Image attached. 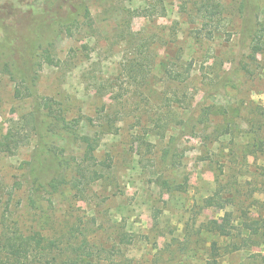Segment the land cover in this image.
<instances>
[{
  "label": "rangeland",
  "instance_id": "obj_1",
  "mask_svg": "<svg viewBox=\"0 0 264 264\" xmlns=\"http://www.w3.org/2000/svg\"><path fill=\"white\" fill-rule=\"evenodd\" d=\"M90 3L94 27L78 25L72 36L63 32L54 46L47 45L59 64L45 61L42 50L36 60L40 94L60 101L69 117L84 118L85 131H101V116L119 113L117 131L103 134L97 150L105 176L84 196L68 192L29 207L27 192L16 182L35 156L34 135L16 153L2 156L1 226L62 234L90 223L91 242L109 246L119 233L135 236L115 263L207 264L211 240L227 239L213 236L204 223L227 218L240 225L247 213L264 224V55H252L226 92L213 88L239 53L241 0ZM261 5L264 11V0ZM258 36L264 38V23ZM189 62L187 81L168 74ZM15 85L0 73V138L26 133L33 109L31 100L14 96ZM190 116L206 124L197 135L180 138V165L166 168L163 149ZM70 149L81 155L77 146ZM162 173L170 191L155 181ZM212 196L215 204L207 206ZM253 230L255 244L223 254L220 264H262L264 228Z\"/></svg>",
  "mask_w": 264,
  "mask_h": 264
},
{
  "label": "trees",
  "instance_id": "obj_2",
  "mask_svg": "<svg viewBox=\"0 0 264 264\" xmlns=\"http://www.w3.org/2000/svg\"><path fill=\"white\" fill-rule=\"evenodd\" d=\"M90 1L103 4L110 0H0V73L15 82L14 96L20 100H31L33 106L26 117L27 126L23 128L26 133L19 131L14 136L0 138V179L2 156L16 153L37 135L39 141L35 156L26 163L16 182L27 192V202L32 208L41 207L42 200L52 201L54 196L68 192L75 197L84 196L89 186L105 176V169L98 164L97 150L103 134L117 131L115 123L119 113L102 115L101 131L95 134L85 131L84 118L69 117L60 101L40 94L41 75L36 60L38 51L42 50L45 61L59 64L49 53L47 45L54 46L55 37L63 32L72 36L73 27L78 25L94 27ZM42 2L47 8H40ZM263 13L261 0H241L239 53L232 67L213 84L218 92H226L227 87L237 84V75L248 69L252 55H264V38L258 36L264 23ZM141 67L139 71H142ZM192 68V62L181 63L178 69L171 67L167 72L176 82H185L191 76ZM194 118L182 119L180 133L171 136L163 149L161 159L164 167L180 165V138L187 134L197 135L198 126L206 124L202 119ZM146 142L150 144V141ZM260 145L264 147V141ZM72 146L82 149L81 155L73 152ZM42 154H45V160ZM155 181L164 189H172V183L164 173L159 174ZM5 190L0 187V210ZM215 199L216 196L207 198L206 205H214ZM244 217L240 225L227 218L203 224L213 236L227 239L224 244L216 238L211 240L207 264H220L223 254L248 249L255 244L253 229L264 228V224L260 223L261 219L249 218L247 213ZM87 225L70 227L62 234L56 231L46 234L40 229L26 230L23 225L12 226L3 222L1 226L0 222V264H124L115 263V257L123 255L125 244H134L135 236L119 233L111 245L105 246L87 238L90 223Z\"/></svg>",
  "mask_w": 264,
  "mask_h": 264
}]
</instances>
